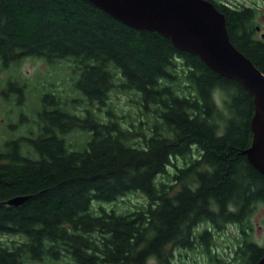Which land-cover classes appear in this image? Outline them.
Returning <instances> with one entry per match:
<instances>
[{
    "label": "trees",
    "instance_id": "trees-1",
    "mask_svg": "<svg viewBox=\"0 0 264 264\" xmlns=\"http://www.w3.org/2000/svg\"><path fill=\"white\" fill-rule=\"evenodd\" d=\"M209 1L264 73L255 9ZM26 58L63 88L24 78ZM3 74L4 132L23 133L0 140V263L173 264L229 226L252 232L264 205V175L242 154L253 97L197 54L86 0H0ZM130 194L144 202L119 209ZM17 195L29 198L6 203ZM242 250L255 264L264 247Z\"/></svg>",
    "mask_w": 264,
    "mask_h": 264
},
{
    "label": "water",
    "instance_id": "water-1",
    "mask_svg": "<svg viewBox=\"0 0 264 264\" xmlns=\"http://www.w3.org/2000/svg\"><path fill=\"white\" fill-rule=\"evenodd\" d=\"M86 1L126 25L155 30L169 37L179 50L197 54L214 71L237 80L252 95L254 107L250 119L251 144L242 154L264 175V73L231 43L225 16L211 1ZM28 198V195H17L6 203L19 206ZM255 264H264V252Z\"/></svg>",
    "mask_w": 264,
    "mask_h": 264
},
{
    "label": "rangeland",
    "instance_id": "rangeland-1",
    "mask_svg": "<svg viewBox=\"0 0 264 264\" xmlns=\"http://www.w3.org/2000/svg\"><path fill=\"white\" fill-rule=\"evenodd\" d=\"M227 1L229 3L233 4H245L249 7H253L256 12V22L259 24V29L256 32L257 37H261V34H264V0H223ZM264 38V36L262 37ZM20 71L24 78H29L30 80H33V82L38 83H46L47 81L54 82L56 87L58 89L63 88V84H60L61 82V72L50 68L41 60H36L32 58H26L21 66ZM5 77V74L0 76V80H2ZM34 84V85H35ZM31 98V97H30ZM127 100L124 97H119L117 100L118 105H122L123 107H126ZM220 103L219 101H217ZM4 104L2 103L0 99V140L4 139L6 137H10V135L17 136L18 134L23 133V128L21 127L19 131L17 132V129L15 132H4L3 124L5 123L4 120V110H3ZM34 107V101H32L30 105V110ZM34 125H32L33 127ZM8 131V130H7ZM10 131V130H9ZM8 137V138H9ZM126 202H123L120 200L116 205L120 209L121 207H128L132 206L134 204H140L144 202V198L140 194H130L125 198ZM105 206L109 207L110 205L105 204ZM250 225L252 227V239L259 245L264 246V205L263 204H257L255 207V210L251 216L250 219ZM233 230V226H229L228 230ZM3 240H8L7 237H4ZM223 240L219 235H217V241ZM179 252L176 250V259Z\"/></svg>",
    "mask_w": 264,
    "mask_h": 264
},
{
    "label": "flooded vegetation",
    "instance_id": "flooded-vegetation-1",
    "mask_svg": "<svg viewBox=\"0 0 264 264\" xmlns=\"http://www.w3.org/2000/svg\"><path fill=\"white\" fill-rule=\"evenodd\" d=\"M227 230L228 228L217 232L216 236L219 235L223 240L214 241L211 244L212 247L210 246L211 249L210 247L208 248L209 251H205V246L203 249L200 248L195 241L192 243V248L189 247L187 250L184 249L177 252V259L176 250H174L173 264H249L247 256L244 257L242 247L245 243H256L252 239V232L250 233L249 230L243 231L239 226L235 225L233 230ZM245 234L249 240L244 237ZM205 241L200 240L203 245Z\"/></svg>",
    "mask_w": 264,
    "mask_h": 264
}]
</instances>
